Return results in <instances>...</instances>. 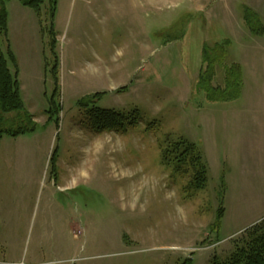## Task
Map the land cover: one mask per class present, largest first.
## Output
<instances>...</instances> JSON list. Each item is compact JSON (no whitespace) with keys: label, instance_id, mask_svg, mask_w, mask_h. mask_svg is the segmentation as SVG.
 Masks as SVG:
<instances>
[{"label":"rangeland","instance_id":"obj_1","mask_svg":"<svg viewBox=\"0 0 264 264\" xmlns=\"http://www.w3.org/2000/svg\"><path fill=\"white\" fill-rule=\"evenodd\" d=\"M43 0L40 21L7 3L0 52L33 116V133L0 140V263L209 264L264 224V0ZM55 34L60 96L54 89ZM230 42L241 96L207 101L196 88L202 48ZM216 66L213 86H223ZM97 94L99 98L92 100ZM90 99L88 105H81ZM86 103V102H85ZM94 108L138 123L88 128ZM5 127H21L18 113ZM184 141L206 165L204 189L161 152ZM224 216L213 230L219 208Z\"/></svg>","mask_w":264,"mask_h":264},{"label":"trees","instance_id":"obj_2","mask_svg":"<svg viewBox=\"0 0 264 264\" xmlns=\"http://www.w3.org/2000/svg\"><path fill=\"white\" fill-rule=\"evenodd\" d=\"M10 0H0V37L7 35V10L6 5ZM51 2V12L54 15L55 2ZM22 7L32 10L40 21V6L43 0H18ZM243 22L248 32L253 36H264V25L259 17L251 10L245 8ZM50 47L53 54L54 64L51 69V76L54 84L53 93L50 100V111L48 114L57 113L55 99L60 96L58 57L55 54L56 41L55 34L50 31ZM230 42L224 40L214 43L211 50L202 48L200 75L197 78L196 88L203 92L207 101H230L236 100L241 96L243 85L242 68L237 63L225 64L227 48ZM8 58L13 64L14 73L8 67L7 61L0 52V111L3 114L18 113L21 127H5V122L0 118V140L3 134L11 137H18L33 133L36 124L33 116L25 112L20 97L19 84L17 80L18 71L15 59L10 51ZM223 66V86H213L216 66ZM99 98L97 94L90 97L95 100ZM83 101L81 105H88L91 100ZM86 102V103H85ZM88 128L97 133L113 132L123 133L127 129L134 128L138 123L137 112H132L129 116L116 113L111 110H100L94 108L87 115ZM162 160L165 164L173 163V170L177 172L187 171L183 167L190 169L188 173L191 177L192 186L196 190H202L207 184L206 165L193 145L184 141L173 144L161 152ZM186 172H183L185 174ZM186 175V174H185ZM224 209H218L216 220L212 225L213 230H219ZM209 264H264V224L254 225L250 228L246 237L242 239L241 245L224 260L213 258Z\"/></svg>","mask_w":264,"mask_h":264},{"label":"crops","instance_id":"obj_3","mask_svg":"<svg viewBox=\"0 0 264 264\" xmlns=\"http://www.w3.org/2000/svg\"><path fill=\"white\" fill-rule=\"evenodd\" d=\"M6 7H7V5H6ZM6 9H7V8H6ZM18 9H19L23 14H24V13H27V14L30 13V12H26V11H30V10H26L27 8H25V7H24V8H18ZM28 15H29V14H28ZM17 77H18V76H17Z\"/></svg>","mask_w":264,"mask_h":264},{"label":"built area","instance_id":"obj_4","mask_svg":"<svg viewBox=\"0 0 264 264\" xmlns=\"http://www.w3.org/2000/svg\"><path fill=\"white\" fill-rule=\"evenodd\" d=\"M0 264H2V263H0ZM14 264H23V263H14Z\"/></svg>","mask_w":264,"mask_h":264}]
</instances>
